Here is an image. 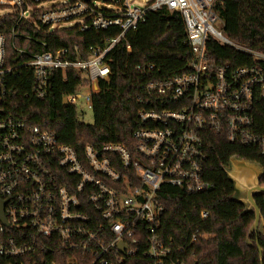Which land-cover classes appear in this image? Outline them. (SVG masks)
Masks as SVG:
<instances>
[{
  "label": "built area",
  "instance_id": "obj_1",
  "mask_svg": "<svg viewBox=\"0 0 264 264\" xmlns=\"http://www.w3.org/2000/svg\"><path fill=\"white\" fill-rule=\"evenodd\" d=\"M218 1L151 0L140 7L132 0H0L8 7L0 9V16L8 11L18 15L14 41L28 38L18 27L23 19L38 20L50 30L69 23L81 31L116 32L90 45L86 57L77 47L74 57L67 48L55 53L16 48L14 59L0 33V200L5 218L0 220V264H135L138 253L145 257L143 264H189L177 254L186 252L185 246L175 249L158 234L162 186L188 193L212 188L203 171L208 131L258 147L264 155V136L254 132L253 114L264 97V51L224 33L215 12ZM164 7L184 18L192 69L144 85L139 101L146 107L138 112L134 149L120 143L87 144L79 153L52 131L14 114L7 89L10 74L32 69L34 83L25 98H45L52 71L75 69L89 85L66 98L83 120L92 111L98 82L109 79L108 54L122 41L131 49L127 34L149 11ZM33 39L45 45L40 36ZM210 40L259 63L216 65L208 54Z\"/></svg>",
  "mask_w": 264,
  "mask_h": 264
},
{
  "label": "trees",
  "instance_id": "obj_2",
  "mask_svg": "<svg viewBox=\"0 0 264 264\" xmlns=\"http://www.w3.org/2000/svg\"><path fill=\"white\" fill-rule=\"evenodd\" d=\"M6 8L0 4V9ZM215 12L229 38L264 51V0H219ZM17 20L14 11L0 16V33L5 36L10 59L17 55L16 48L32 53H55L67 48L70 57H74L77 47L81 56L86 57L90 45L116 34L113 31H81L78 27L50 30L38 20L23 19L18 27H23L28 38L20 42L12 40V28ZM35 35L43 38L45 45L34 40ZM127 39L131 49L122 41L108 54L109 79L100 80L98 90L92 95L91 124L80 118L76 107L62 105L64 96L89 85L85 75L75 69L52 71L50 92L45 98H25L34 83L32 69L21 67L20 73L10 74L7 89L12 111L33 125L52 131L60 143L72 146L79 153L87 144L100 147L120 143L134 149L133 132L140 126L138 112L146 107L139 101L144 85L191 71L192 52L182 14L167 7L149 11L146 20L129 32ZM208 54L216 65L227 61L232 66L259 63L216 40L208 42ZM253 114L254 132L264 136V97L254 105ZM205 147L208 158L203 171L212 188L188 193L164 184L159 191V202L164 206L159 236L175 249L185 246L187 251L177 254L189 264H264V230L250 232L255 213L245 210L244 203L235 199V185L226 172L233 156L257 161L264 168V155L259 153L258 147L229 142L213 131H208ZM260 184L264 185V175ZM254 198L264 219V194H255ZM204 210L209 212L206 218L201 216ZM134 258L135 264H143L142 259H145L139 253Z\"/></svg>",
  "mask_w": 264,
  "mask_h": 264
},
{
  "label": "water",
  "instance_id": "obj_3",
  "mask_svg": "<svg viewBox=\"0 0 264 264\" xmlns=\"http://www.w3.org/2000/svg\"><path fill=\"white\" fill-rule=\"evenodd\" d=\"M62 105L64 107L68 105L66 96L62 99ZM226 172L229 178L234 182L236 189L235 199L244 203L245 210H251L255 213V220L250 232L255 231L257 233L259 231V226H261V230L263 231L264 219L254 198L255 194H264V185L260 184V178L264 175L263 166L257 161L233 156L230 159L229 165L226 167ZM239 190H245V197L240 196ZM3 208L4 202L0 200V220L5 222ZM259 251L261 253L260 247Z\"/></svg>",
  "mask_w": 264,
  "mask_h": 264
},
{
  "label": "rangeland",
  "instance_id": "obj_4",
  "mask_svg": "<svg viewBox=\"0 0 264 264\" xmlns=\"http://www.w3.org/2000/svg\"><path fill=\"white\" fill-rule=\"evenodd\" d=\"M151 0H132V3L137 5V6H140V7H143L145 6L146 4H148ZM100 6L102 7H107L105 3H99ZM2 11H0L1 13ZM61 27H72V25H70L69 23H64L61 25ZM83 121L88 123V124H91L93 122V113L91 110H87L86 111V114L83 118ZM239 193H240V196L241 197H245V190H239ZM259 230H261V226H259Z\"/></svg>",
  "mask_w": 264,
  "mask_h": 264
}]
</instances>
